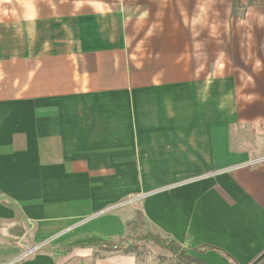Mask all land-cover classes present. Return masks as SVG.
Instances as JSON below:
<instances>
[{
    "label": "crops",
    "instance_id": "crops-1",
    "mask_svg": "<svg viewBox=\"0 0 264 264\" xmlns=\"http://www.w3.org/2000/svg\"><path fill=\"white\" fill-rule=\"evenodd\" d=\"M235 1L0 0V257L21 231L61 264H156L81 247L130 199L204 264L264 251V7Z\"/></svg>",
    "mask_w": 264,
    "mask_h": 264
},
{
    "label": "rangeland",
    "instance_id": "rangeland-1",
    "mask_svg": "<svg viewBox=\"0 0 264 264\" xmlns=\"http://www.w3.org/2000/svg\"><path fill=\"white\" fill-rule=\"evenodd\" d=\"M173 31L175 32V30ZM158 32H163V30L162 31L158 30ZM187 35H188V44L191 48L196 44L197 30H187ZM161 36H163V34ZM180 38H181L180 35L174 34L173 35L174 44L177 43L180 40ZM157 52L160 53V51ZM125 206H128L130 209L134 210V213L141 211L139 203L133 201L132 199L127 200ZM148 226L150 230H153V228L149 224ZM64 234H62L60 237L64 236ZM14 235L20 238L21 231H19L18 233H14ZM129 236H130L129 240L127 241L125 246V248L128 249L127 250L124 249L125 252L128 251L129 254H134L141 260H146V259L148 260V258H152L153 260H155L156 264H178L177 259L170 251L161 248L153 243L134 241L131 233ZM18 238L14 237L13 241H11L10 243L2 244L4 252L2 253L3 256L0 257V264H28L38 260L39 257H49L50 260L54 262V264H61L60 261L72 260L71 258L72 256L64 258V257L56 256L51 253L45 254L42 251L47 247H57L62 245L57 242V238L59 237L53 238L43 243H33L30 238H28V240L20 242ZM9 250L12 251V254L10 255L8 253Z\"/></svg>",
    "mask_w": 264,
    "mask_h": 264
},
{
    "label": "trees",
    "instance_id": "trees-1",
    "mask_svg": "<svg viewBox=\"0 0 264 264\" xmlns=\"http://www.w3.org/2000/svg\"><path fill=\"white\" fill-rule=\"evenodd\" d=\"M256 6L264 7V0H236L232 8V16L236 17L241 14H245L247 9ZM132 234L134 241L144 242V243H153L161 248H164L170 251L178 261V264H204L201 261L191 257L186 250L171 236H166L153 228L150 230L146 216L142 211L134 213V219L129 222L126 226V234L115 241H98L93 245H82L81 247H95L100 250L116 252L121 250H127L125 248L127 241L129 240V235ZM53 253H69L72 251L70 249L57 248L51 250ZM210 248H199V252H204ZM124 250V251H125ZM129 254L128 251H126ZM264 263V251L259 254V256L251 264H263Z\"/></svg>",
    "mask_w": 264,
    "mask_h": 264
}]
</instances>
